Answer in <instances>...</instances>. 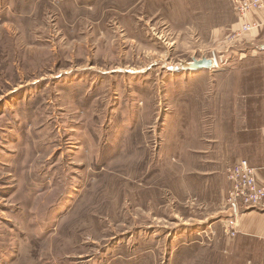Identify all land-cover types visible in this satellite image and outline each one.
<instances>
[{
	"label": "rangeland",
	"instance_id": "1",
	"mask_svg": "<svg viewBox=\"0 0 264 264\" xmlns=\"http://www.w3.org/2000/svg\"><path fill=\"white\" fill-rule=\"evenodd\" d=\"M237 23L231 0H0V264H264L226 230L263 137L236 111L264 121Z\"/></svg>",
	"mask_w": 264,
	"mask_h": 264
},
{
	"label": "built area",
	"instance_id": "2",
	"mask_svg": "<svg viewBox=\"0 0 264 264\" xmlns=\"http://www.w3.org/2000/svg\"><path fill=\"white\" fill-rule=\"evenodd\" d=\"M231 2L234 11L239 16L241 31L246 32L264 27V0H231ZM249 14L258 16L253 21H249L247 19ZM227 177L230 182L227 194L230 215L226 230L230 236H235L238 234L237 218L244 209L264 210V184L260 183L256 168L251 166L246 159L238 160L231 166Z\"/></svg>",
	"mask_w": 264,
	"mask_h": 264
},
{
	"label": "crops",
	"instance_id": "3",
	"mask_svg": "<svg viewBox=\"0 0 264 264\" xmlns=\"http://www.w3.org/2000/svg\"><path fill=\"white\" fill-rule=\"evenodd\" d=\"M258 15L249 14L247 19L253 21ZM261 17V15H259ZM240 23V22H239ZM237 23V25H239ZM243 39H247L249 45L250 43H255L252 45L251 50L256 52H261L263 56V70H264V28L254 29L243 36ZM243 39L241 41H243ZM245 98V97H244ZM263 107H264V92L262 94ZM262 118H264V112L260 113ZM255 113L250 111L241 112L236 111V128L232 127V133L235 132H248L256 133L259 131L262 134V139L258 142L253 139L249 141L248 152L246 153V160L251 166L256 168L257 176L260 183L264 184V121L261 125H257L254 122ZM247 118V119H246ZM253 118V119H252ZM243 141L240 137L236 138V159L238 160L241 156L239 149ZM243 158V157H242ZM236 160V161H237ZM237 230L238 236L248 237L251 239H258L263 244L264 251V210L260 209H244L237 218Z\"/></svg>",
	"mask_w": 264,
	"mask_h": 264
},
{
	"label": "water",
	"instance_id": "4",
	"mask_svg": "<svg viewBox=\"0 0 264 264\" xmlns=\"http://www.w3.org/2000/svg\"><path fill=\"white\" fill-rule=\"evenodd\" d=\"M188 65L191 70L210 69L214 67L213 59L207 57L200 59L194 58L193 61Z\"/></svg>",
	"mask_w": 264,
	"mask_h": 264
},
{
	"label": "bare ground",
	"instance_id": "5",
	"mask_svg": "<svg viewBox=\"0 0 264 264\" xmlns=\"http://www.w3.org/2000/svg\"><path fill=\"white\" fill-rule=\"evenodd\" d=\"M213 63L215 64V67L219 66V62L217 59H213Z\"/></svg>",
	"mask_w": 264,
	"mask_h": 264
}]
</instances>
